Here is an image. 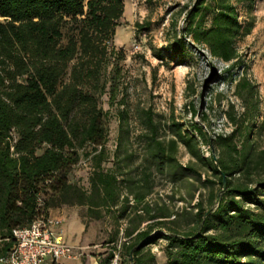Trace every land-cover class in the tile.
Here are the masks:
<instances>
[{"label": "trees", "instance_id": "1", "mask_svg": "<svg viewBox=\"0 0 264 264\" xmlns=\"http://www.w3.org/2000/svg\"><path fill=\"white\" fill-rule=\"evenodd\" d=\"M236 8L232 0H197L185 19L193 43L232 66L240 57ZM123 13V0H0V257L15 243L13 228L68 204L85 206L83 218L127 219L101 264L115 251L119 264H156L149 244L158 239L166 240L164 264H264V147L252 139L256 110L247 99L238 116L226 110L231 131L213 136L202 125L188 132L176 123L162 138L147 109L141 162L133 164V151L119 154L128 111L125 95L117 99V63L108 68L122 55L113 38ZM237 88L254 91L246 76ZM104 93L119 121L109 167ZM201 144L213 155L203 157ZM179 145L217 175L218 193H198L192 208L172 212L151 197L155 174L176 182L190 171L201 179L196 163H179ZM82 156L93 162L88 188L68 179Z\"/></svg>", "mask_w": 264, "mask_h": 264}, {"label": "rangeland", "instance_id": "2", "mask_svg": "<svg viewBox=\"0 0 264 264\" xmlns=\"http://www.w3.org/2000/svg\"><path fill=\"white\" fill-rule=\"evenodd\" d=\"M123 1L124 13L113 38L116 51L120 50L122 55L112 60L108 68L111 71L117 63L116 75L122 89L117 99L125 95L124 105L128 111L119 154H124L125 149L133 151V164L141 162L145 137L143 118L147 109H151L154 119L160 124L159 135L162 138L173 135L176 123L188 132L195 124L202 125L213 136L231 131L225 112L232 106V112L238 116L244 109L245 99L256 110L252 121V139L258 147H264V0H232L237 5L241 24L234 40L240 57L234 66L231 62L211 56L203 45L193 43L185 33L187 11L197 0ZM243 76L254 85L251 94L237 88ZM100 104L103 109L109 110L106 147L110 159L105 164L109 167L113 165L119 121L117 107L108 103L107 93L101 96ZM200 152L203 157L213 155L207 144L200 145ZM176 157L183 166L196 163L201 179L196 180L187 171L176 182H169L157 173L152 199L166 200L173 212L192 208L198 193H202L204 199L210 190L218 193L217 175L206 162L196 160L183 145L178 146ZM92 166L91 159L82 156L69 173V181L88 188ZM205 178L210 181L204 183ZM166 195H170L169 198ZM50 209L57 211L56 218L62 212L68 215L76 213L82 221H87L85 235L88 240L85 244L89 247L85 249L88 254L98 256V264L105 262L115 231L118 229L115 239L118 241L123 236L120 227L128 223L126 218L116 221L110 213L101 219L83 218L86 207L81 205L61 204ZM165 243V239H158L149 244L156 264L165 262Z\"/></svg>", "mask_w": 264, "mask_h": 264}, {"label": "built area", "instance_id": "3", "mask_svg": "<svg viewBox=\"0 0 264 264\" xmlns=\"http://www.w3.org/2000/svg\"><path fill=\"white\" fill-rule=\"evenodd\" d=\"M12 235L15 243L0 257L1 264H54L62 258L78 257L84 248L65 241L61 219L49 215L13 228ZM109 264H119L116 251Z\"/></svg>", "mask_w": 264, "mask_h": 264}, {"label": "crops", "instance_id": "4", "mask_svg": "<svg viewBox=\"0 0 264 264\" xmlns=\"http://www.w3.org/2000/svg\"><path fill=\"white\" fill-rule=\"evenodd\" d=\"M52 215L53 217L57 216V211L50 209L49 216ZM59 218L61 219V227L63 230L64 240L74 245L83 246L84 248L78 257L62 258L54 264H98V256L88 254L85 249L89 247V244H85L87 243L88 236L85 235L86 226L81 218L76 213L68 215V213L64 212H62ZM95 246L96 245H94L93 247ZM85 254L87 255V257L85 256Z\"/></svg>", "mask_w": 264, "mask_h": 264}]
</instances>
